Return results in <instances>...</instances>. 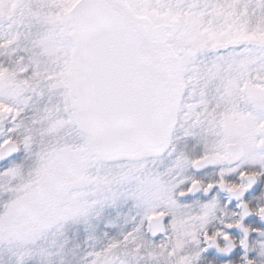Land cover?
Wrapping results in <instances>:
<instances>
[{"label":"snow or ice","instance_id":"6c2138e0","mask_svg":"<svg viewBox=\"0 0 264 264\" xmlns=\"http://www.w3.org/2000/svg\"><path fill=\"white\" fill-rule=\"evenodd\" d=\"M0 264H264V0H0Z\"/></svg>","mask_w":264,"mask_h":264}]
</instances>
